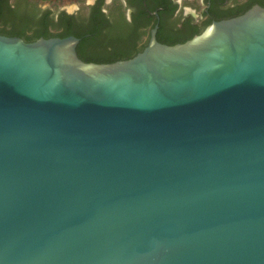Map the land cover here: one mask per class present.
<instances>
[{"label": "water", "instance_id": "obj_1", "mask_svg": "<svg viewBox=\"0 0 264 264\" xmlns=\"http://www.w3.org/2000/svg\"><path fill=\"white\" fill-rule=\"evenodd\" d=\"M78 43L0 35V264H264V7Z\"/></svg>", "mask_w": 264, "mask_h": 264}, {"label": "flooded vegetation", "instance_id": "obj_2", "mask_svg": "<svg viewBox=\"0 0 264 264\" xmlns=\"http://www.w3.org/2000/svg\"><path fill=\"white\" fill-rule=\"evenodd\" d=\"M2 1L0 24L11 30L14 18L9 13L16 4ZM256 5L264 7V0H92L86 11L50 9L47 14L53 24L73 33L68 37L79 39L77 53L82 61L111 64L143 52L154 31L160 44H183L212 23L241 16Z\"/></svg>", "mask_w": 264, "mask_h": 264}, {"label": "trees", "instance_id": "obj_3", "mask_svg": "<svg viewBox=\"0 0 264 264\" xmlns=\"http://www.w3.org/2000/svg\"><path fill=\"white\" fill-rule=\"evenodd\" d=\"M2 3L5 2L0 0V5ZM15 4L16 8H12L9 13L10 18H14L12 25L13 28L11 30H7L5 27H1L0 24V35L18 37L22 38L26 42H34L41 38H67L69 35L73 34L71 31L68 32L69 30L61 28L60 25L53 24L54 22L52 23L48 18L47 11L40 10L38 6L28 2V0H18ZM1 15L2 13L0 9V16ZM17 19H19V22H17ZM33 27H35L34 30L32 29ZM76 36L80 38V35ZM84 60L85 59H83V61Z\"/></svg>", "mask_w": 264, "mask_h": 264}, {"label": "rangeland", "instance_id": "obj_4", "mask_svg": "<svg viewBox=\"0 0 264 264\" xmlns=\"http://www.w3.org/2000/svg\"><path fill=\"white\" fill-rule=\"evenodd\" d=\"M18 0H14L16 2ZM28 2L35 4L42 11L53 10L57 12L58 10H68L73 12L77 8L87 10V3L92 2V0H28Z\"/></svg>", "mask_w": 264, "mask_h": 264}]
</instances>
